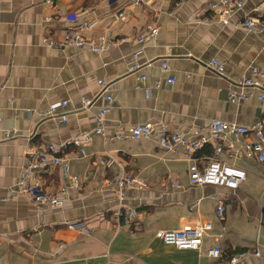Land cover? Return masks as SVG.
<instances>
[{"label": "crops", "instance_id": "0c3cea01", "mask_svg": "<svg viewBox=\"0 0 264 264\" xmlns=\"http://www.w3.org/2000/svg\"><path fill=\"white\" fill-rule=\"evenodd\" d=\"M219 1L150 0L144 7L130 0H0V263L218 264L207 251L220 247V262L245 254L238 264H264V164L240 150L226 151L219 159L247 172L241 187H192L193 162L162 149L158 127L149 138L129 137L131 127L149 123L189 136L215 119L245 128L264 119L257 97L264 91V33L241 26L246 17L264 23V0H248L227 24L208 11ZM124 9L127 19L121 21L117 15ZM151 23L159 26L158 36L137 43ZM82 27L87 37L128 40L104 53L44 42ZM211 60L225 64V77L207 68ZM253 69L261 73L256 80L262 90L231 102L230 82L251 77ZM100 81L114 96L106 136L94 134L98 111L108 105ZM85 99L95 102L89 111L82 109ZM63 102L66 108L54 118L42 117ZM10 132L15 135L7 138ZM85 135H91L89 143ZM78 139L85 155L73 144ZM31 144L65 147L67 171L52 166L40 175L51 194L68 189L61 209L8 192L27 165ZM214 157L212 145L196 154L200 165ZM120 175L144 185L127 190L122 209L112 183ZM71 177L80 179V189L70 188ZM219 199L226 205L223 220L216 216ZM131 209L139 216L125 226L118 212ZM75 220L85 221L88 233L63 226ZM197 222L212 225L200 250H181L156 237Z\"/></svg>", "mask_w": 264, "mask_h": 264}, {"label": "built area", "instance_id": "2783aa9c", "mask_svg": "<svg viewBox=\"0 0 264 264\" xmlns=\"http://www.w3.org/2000/svg\"><path fill=\"white\" fill-rule=\"evenodd\" d=\"M247 1L248 0H220L218 3H211L208 6V11L219 17L224 24H227L230 17L243 10ZM130 5L147 7L152 5V3L150 0H130ZM117 19L125 21L127 19V11L125 9L120 11L117 15ZM207 20V18L204 19V21ZM241 26L249 31L264 33V23L254 17H246L241 22ZM84 27H86L85 29H92L89 25H85ZM84 27L67 30L61 40L45 38L44 42L53 48L75 47L78 49H86L92 53H104L128 40L127 38L116 39L107 35L97 38L87 37L82 30ZM159 31V26L156 23H151L147 26L145 31L136 38V42L142 44L150 41L158 36ZM138 56L139 53H136L135 57L137 58ZM207 68L220 77H225L226 66L224 63L218 60H211L207 64ZM162 69L168 71V64L163 63ZM251 74V77L243 76L236 81L230 82L229 99L231 102L239 103L251 98L253 94L248 92V90H262L261 83L256 80L257 77L261 76L260 71L258 69H253ZM175 81V77H170L168 84L173 85ZM99 84L101 86V95H105L108 105L98 111L96 117L98 126L94 134L106 136L104 126L107 115L111 111L114 96L110 93V85L106 81H100ZM257 97L259 101L264 104V91ZM94 104L95 102L92 99H85L82 103V109L84 111H89L93 108ZM66 106V102L54 104L51 106L50 111L43 114L42 117L54 118L58 115L56 114L57 110L65 109ZM61 119L65 122L66 116H62ZM157 127L159 128V146L162 149L175 154H186L193 162V166L190 170V185L192 187L210 185L223 187L232 191L241 187L247 180V172L239 167L221 161L219 156L226 151L240 150L243 156L255 159L257 162L264 164V119L259 120L250 128L240 127L236 124H228L215 119L210 121L205 127L195 126L189 136L178 132H171L166 125L149 123L131 127L129 137L131 139L149 138ZM122 129H124L123 126ZM14 135V132H10L7 138H11ZM252 136L255 138L253 142L250 138ZM83 138L89 143L92 137L91 135H85ZM119 138H125V136L120 135ZM230 138L234 140H230ZM73 144L82 148L81 151L83 155L86 154L83 142L78 139L73 141ZM208 145L213 146L215 157L210 159L207 163L200 165L196 158V154ZM27 148V165L18 183L8 189L10 196L29 195L39 206L54 210L61 209L64 205L65 197L68 194V189H63L62 193L59 195L51 194L44 189L40 175L45 173L52 166H61L67 171V161L63 153L65 147H56L52 144H31ZM70 183V188H81L80 179L77 177H71ZM112 183H115L118 187L117 194L121 209L123 208V204L127 197L126 193L129 188L144 187L138 179L129 175H120L113 180ZM172 188L180 189V186L172 184ZM166 189L168 190L169 187H166ZM7 199L8 198H3L2 201H6ZM225 213V201L219 199L216 216L218 219L223 220ZM118 215L122 218V223L125 226H132L134 220L139 216V213L136 209H131L123 213L119 211ZM63 226L80 233H88L89 230L83 220L69 221L64 223ZM49 229L55 230V227L50 226ZM211 230V224L197 222L194 224H185L177 230L159 231L156 237L165 244L175 246L181 250H200L203 246L205 236ZM207 256L219 262L218 264H238L244 259L245 254L235 255L226 262H220L222 259V250L220 247H215L207 251ZM255 256L261 257L260 252L257 251Z\"/></svg>", "mask_w": 264, "mask_h": 264}]
</instances>
